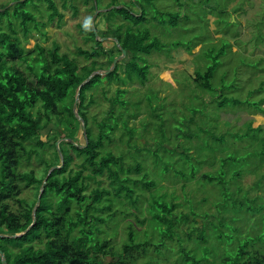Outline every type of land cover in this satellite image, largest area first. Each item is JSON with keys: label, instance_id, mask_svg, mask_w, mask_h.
I'll return each instance as SVG.
<instances>
[{"label": "rangeland", "instance_id": "1", "mask_svg": "<svg viewBox=\"0 0 264 264\" xmlns=\"http://www.w3.org/2000/svg\"><path fill=\"white\" fill-rule=\"evenodd\" d=\"M9 1L0 0V5ZM53 1L57 11L62 14L59 22L56 19L47 21L43 2L35 1L33 8L25 6V10H29L35 21L39 22L38 28L44 32V37L32 28L31 22L27 24L29 32L24 37L18 20L11 19L19 45L26 53L31 52L35 44L49 48L55 43L59 53L74 58L78 65L87 64L75 54V48H88L91 45L84 42L78 26H84L90 16L97 33L94 40L111 38L104 40L107 41L104 45L111 48L110 40L115 43V38L111 34L113 31L106 32L107 27L124 23L120 15L113 13V7L126 6L133 13H139V8L129 1H135L145 8V16L136 27L126 23L123 25L132 26L135 34H147L148 42L156 40L163 46L159 53L151 52L145 57L148 69L143 84H139L136 78L124 85L103 80L92 92L95 104L88 108L89 118L94 116L96 121L100 120L109 106H112L115 114L120 112L124 116H136L130 118L126 126L133 129V140L140 152L135 154L134 159L126 157L125 162L132 165L137 163L141 170L138 173L131 171L127 176L131 180H140L144 176L145 180L153 183L148 190L139 184L132 188L133 198H138L135 207L122 197L114 198L110 194L112 220L98 226L106 239L111 240V255L105 256L104 260L116 262L115 256L120 252L122 241H125L127 225L131 226L136 242L143 239L144 232L148 237L152 232L151 242H156V232L148 226L147 209L152 200L158 199L175 204V215L188 214L190 209L201 216L209 214L210 232L207 233L201 218H196V224L180 222L172 239L164 241L167 251H162L158 256L153 254L157 264H180L178 248L181 246L188 250L192 247L196 241V228L201 225L204 229H200L199 235L210 238L218 235L220 240L213 237L215 243L206 239V246L213 245L214 248L207 256L204 246H201L197 255L200 264H230L231 251L243 249L244 243L246 251L264 252V114L251 112V107L247 105L264 100V0H210V9L204 7L201 0H178L180 5H176L174 0H99L94 18L96 10H90V1ZM111 2L114 4L106 8ZM175 12L179 13V18L174 27L158 24V18L164 17L163 13ZM0 26L2 31L8 32L5 20ZM111 29L120 33L125 31L117 26ZM174 42H178L181 48L183 45L195 47L190 53L177 48L166 55L165 48L168 49ZM218 53L220 56L216 59L217 65L210 78V90H202L192 81L194 73L203 72ZM113 54L116 63H121L124 57H119L120 54L117 55L114 50ZM33 57L34 54L27 61L31 63ZM137 62L140 63L139 60ZM8 66L26 70L19 62L8 63ZM122 67L118 68V77L124 79L126 74ZM99 74L103 77V74ZM116 88L124 91L119 96L124 101L123 105L112 100ZM220 99L225 102L223 108L217 107ZM235 100H238L237 107H234ZM261 107L264 108V103ZM247 122L252 128H259L257 139L240 137L246 132V127L242 125ZM239 127L244 129L240 133L237 132ZM120 133L123 131L118 125L110 145L115 155H124L126 151ZM45 134L46 130L40 132L41 140H44ZM76 137L80 139V133H76ZM43 150V157L49 160L52 149L45 147ZM223 159L227 161L221 165ZM77 161L73 160V163ZM188 162L192 164L188 165V169L194 171L193 177L181 179L171 174L173 169L189 174L184 167ZM70 168L75 169L73 165ZM235 169L242 173L234 180L230 174ZM30 170L36 175L42 171V165L32 155L28 162L20 161L17 168L18 172ZM207 172L215 173V176L222 174V184L200 179V175ZM226 173L227 180H224ZM257 180L259 182L255 186ZM95 181H100V186L109 189L104 177H98ZM95 186L97 184L92 181L89 188ZM33 195L32 188L20 187L17 198L32 200ZM8 204L10 210L16 209L13 200H9ZM107 213L103 211L99 215L104 219ZM135 218L142 223L136 222ZM186 233L190 234L189 240ZM103 234L98 236L102 237ZM219 255L224 261H219Z\"/></svg>", "mask_w": 264, "mask_h": 264}, {"label": "trees", "instance_id": "2", "mask_svg": "<svg viewBox=\"0 0 264 264\" xmlns=\"http://www.w3.org/2000/svg\"><path fill=\"white\" fill-rule=\"evenodd\" d=\"M29 1L31 3L27 4ZM35 1L44 3L48 22L54 19L57 22L61 20L62 14L57 11L53 0H10L0 5V23L5 20V25L8 27V32H4L0 26V252L5 263L157 264L153 256L167 251L164 241L172 239L177 224L180 222L185 225L188 222L196 224V218H201L207 231L209 214L201 216L200 213H194L190 209L188 214L175 215V204L159 201V199L152 200L147 209L148 226L156 232V242H151L152 232L149 237L147 233H142L143 239L136 242L131 226L127 225L125 241H122L120 252L115 256L116 262L105 261V256L111 255V240L106 239L105 233L103 234L98 226L105 224L106 220H112L113 213L109 212L112 205L109 199L110 194L114 198L122 197L129 205L135 207L138 198H133L132 188L139 184L140 187L148 190L153 183L145 180L144 176L140 180H131L127 176V173L131 171L138 173L141 170L139 164L132 165L125 162L126 157L134 159L135 154L140 152L135 139L133 140V129L126 126L127 121L136 116H124L120 112L115 114L112 106H109L100 116V120L96 121L94 116L88 117V108L95 104L92 92L103 80L107 83L124 85L133 82V78H136L139 84H143L146 81L145 75L148 69L144 61L145 57L151 52L159 53L163 46L156 40L148 42L145 33L135 34L132 31V26L136 27L144 20L145 10L143 9L145 8L135 1H129L139 8V13L138 11L133 13L126 6L113 7L112 10L115 15H120L119 18L124 23L132 24V26L127 27L122 23L111 25L106 30V32L113 31L111 34L117 42V47L112 40H110L111 48L104 45L107 41L94 40L95 37L89 28L90 16L84 26H78L84 42H90L91 45L88 48H75V54L87 64L78 65L74 62V58L59 53L55 43H52L49 48L35 44L32 51L26 53L19 45L11 19L18 20L24 37L29 32L27 24L30 22L32 28L44 37V32L38 28L39 22L35 21L28 9V11L25 10L27 5L35 7ZM89 1L92 3L90 10L96 9L99 0H83L84 3ZM174 2L180 5L178 0ZM201 2L204 7L209 8L210 0H201ZM112 4L114 3H109L106 8ZM146 4H148L147 1ZM137 13L138 16H136ZM162 15L164 17L158 18V24L161 26L174 27L179 18V13L176 12ZM98 16L99 13L96 17ZM40 24L43 26L42 23ZM113 26L119 29L123 27L125 31L120 33L116 29L110 30ZM93 27L96 32L94 25ZM194 47L182 46L186 53H190ZM177 48H181L180 44L172 43L168 49L165 48L166 55L170 50ZM113 50L117 55L121 50L125 52L122 62L116 63L114 68L103 77L95 74L82 84L92 72L100 73L110 66L115 57ZM32 54L34 57L30 59V63L27 58ZM218 56L220 53L211 59V65L207 66L203 72L194 73L192 81L200 89L210 90V78L216 68ZM12 62L23 64L26 70L8 66V63ZM120 67L123 71L125 70L124 79L118 77ZM76 91L78 92L76 113L84 125L85 138L81 132L80 123L72 113ZM114 93L112 100L123 105L124 101L119 96L124 91L116 88ZM101 94L104 96V90ZM107 100L109 101V98ZM237 101L235 100L234 107H237ZM263 103L264 100L261 99L257 103L250 102L247 105L251 107V112L264 114V108L261 107ZM224 105L223 100L217 101L218 108H223ZM118 125L123 131L120 135H123L121 141H124L126 146L124 155L123 153L115 155L110 148ZM244 126L246 130L239 127L237 131L239 133L246 131L244 135H239L241 138L257 139L259 137L258 127L252 128L249 122L242 125ZM43 130H46V134L43 137L44 140H41L39 134ZM76 133H80V139L76 137ZM55 142H57L56 146ZM45 147L52 149L49 160L43 157ZM31 155L42 165L39 175L31 170L17 171L20 161L28 162ZM59 155L62 160L61 167L49 171L52 167L59 165ZM73 160L78 161L73 163ZM226 161L227 159L221 160V165ZM190 163L184 166L189 174L183 171L177 172L174 169L171 174L181 179L193 177L194 171L188 169V165H192ZM71 165L75 169L70 168ZM241 173L242 171L235 169L230 177L234 180L238 179ZM227 176L226 173L223 179L227 180ZM98 177H104L107 180L108 190L100 186V181H95ZM221 177L222 174L215 176V173L208 172L200 175V179L217 184H222ZM43 180L45 182L34 211L32 226L19 237H4L21 233L29 226L32 220L31 210ZM92 181L97 186L89 188ZM223 182L225 184V181ZM257 182L259 180L256 181L255 186ZM20 187L32 188L33 199L17 198ZM9 200L15 202L16 209L13 211L9 209ZM103 211L108 212L104 219L99 215ZM135 221L139 222L137 218ZM221 221L226 223L224 218H221ZM200 229L204 227L201 225L200 228H196L194 245L197 246L193 245L188 250L181 246L178 248L177 256L180 264H200L197 255L201 246H204V253L207 256L211 248H214L213 245L206 246V239L215 242L213 237H216L220 240L218 235H213L212 238L208 235H199ZM209 232L210 229L207 233ZM102 234V237L98 236ZM186 238L190 239L189 233H186ZM177 243L179 244L178 241ZM245 246L246 243L243 249L231 251L233 254L230 264H264V252L260 250L249 252L246 251ZM218 259L220 262L223 260L220 255Z\"/></svg>", "mask_w": 264, "mask_h": 264}, {"label": "water", "instance_id": "3", "mask_svg": "<svg viewBox=\"0 0 264 264\" xmlns=\"http://www.w3.org/2000/svg\"><path fill=\"white\" fill-rule=\"evenodd\" d=\"M94 10H96V9H94ZM96 13H97V10L95 11L93 18L95 17ZM89 27H90V30H91V32L93 33L94 37L97 38L96 32H95V30H94V28H93V20H92V19H91V21L89 22ZM104 40H107V39H106V38H103V39L100 40V41H104ZM114 41H115V44L117 45L116 40H114ZM124 55H125V52H124L123 50H121V51H120V56H119V57H123ZM115 63H116V59H113L112 62H111V64H110V66H109L105 71L100 72V73L103 74V76L106 75L107 73H109V72L114 68ZM95 74H99V73H98V72H92V73L86 78V80L82 82V84L85 83V82H87V80H88L90 77H92L93 75H95ZM80 85H81V84H80ZM77 102H78V92L76 91V92H75V95H74V100H73V103H72V113H73V116H74L75 118H77V121L80 123V126H81V132H82V134H83V136H84V125H83L81 119L77 116V113H76V104H77ZM84 138H85V136H84ZM56 145H57V142H55V146H56ZM61 162H62V160H61V156L59 155V165H58V166H55V167H52L49 171H51V170H53V169H56V168H60V167H61ZM49 171L47 172V174L49 173ZM44 182H45V180H43V182H42V184H41V186H40V188H39V191H38V194H37V197H36V200H35V204H34L32 210H31L32 220H31V223L29 224V226H28L23 232H21V233L14 234V235H11V236H4V237H9V238H16V237H19V236L23 235V234H24V233H25V232H26V231L32 226V224L34 223V217H33V216H34V211H35L36 206L38 205V202H39V196H40V194H41L42 186H43ZM0 264H6V263H5V260H4V257H3V255H2L1 252H0Z\"/></svg>", "mask_w": 264, "mask_h": 264}, {"label": "flooded vegetation", "instance_id": "4", "mask_svg": "<svg viewBox=\"0 0 264 264\" xmlns=\"http://www.w3.org/2000/svg\"><path fill=\"white\" fill-rule=\"evenodd\" d=\"M90 28V27H89ZM94 28V27H93ZM95 30V29H94ZM107 39V41L109 40V38H106Z\"/></svg>", "mask_w": 264, "mask_h": 264}, {"label": "clouds", "instance_id": "5", "mask_svg": "<svg viewBox=\"0 0 264 264\" xmlns=\"http://www.w3.org/2000/svg\"><path fill=\"white\" fill-rule=\"evenodd\" d=\"M109 39H111V38H109Z\"/></svg>", "mask_w": 264, "mask_h": 264}, {"label": "crops", "instance_id": "6", "mask_svg": "<svg viewBox=\"0 0 264 264\" xmlns=\"http://www.w3.org/2000/svg\"><path fill=\"white\" fill-rule=\"evenodd\" d=\"M90 22V21H89Z\"/></svg>", "mask_w": 264, "mask_h": 264}]
</instances>
